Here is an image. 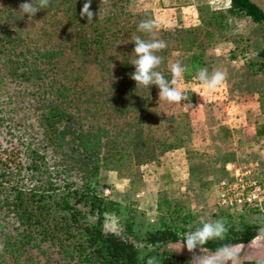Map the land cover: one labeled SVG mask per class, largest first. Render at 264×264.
I'll list each match as a JSON object with an SVG mask.
<instances>
[{
  "label": "trees",
  "instance_id": "obj_1",
  "mask_svg": "<svg viewBox=\"0 0 264 264\" xmlns=\"http://www.w3.org/2000/svg\"><path fill=\"white\" fill-rule=\"evenodd\" d=\"M22 2L0 0V264H146L153 256L159 264H191L166 245H183L179 234L196 229L187 228L193 217L178 219L175 204L165 198L156 202L163 225L144 234L142 248L129 240L134 220L127 219L125 237L103 225L105 215L123 213L99 194L103 172L139 174L174 150H184L188 160L195 152L189 113L181 106L165 113L158 87L137 89L130 78L131 37L149 39L137 26L154 19L153 12L137 10L136 0H91L94 17L88 22L80 16L85 0H53L29 20L18 12ZM197 11L198 26L155 32L167 42L156 53L162 57L157 70L167 80L178 55L193 68L183 83L199 84L195 67L209 70L206 52L219 42L230 16L264 24V11L251 0H229L226 11L202 5ZM259 59L264 71V44ZM188 97L185 103H192L194 94ZM219 130L230 131L224 125ZM261 210L264 202L246 212L216 210L228 233L209 241L207 251L251 242L259 229L244 217ZM172 220L177 222L171 227ZM241 264H264V258Z\"/></svg>",
  "mask_w": 264,
  "mask_h": 264
},
{
  "label": "rangeland",
  "instance_id": "obj_2",
  "mask_svg": "<svg viewBox=\"0 0 264 264\" xmlns=\"http://www.w3.org/2000/svg\"><path fill=\"white\" fill-rule=\"evenodd\" d=\"M251 1L264 11L263 0ZM155 3L156 0H136L135 8L152 11ZM197 3L215 11L229 8V0H197ZM230 43L237 49L230 50ZM263 44L264 24H256L244 15L228 18L222 37L216 46L208 49L206 56L211 64L209 73L221 70L227 74L221 88L226 91L233 107L221 102V97L217 100L209 98V94L205 96V92L197 94L199 105L191 109L182 107V102L177 105L161 101L162 110L167 114L176 113L180 106L189 113L191 147L195 152L190 154V160L185 154L179 158L175 156L177 159L165 155L159 165L143 166L139 174L134 171L103 172L98 185L99 194L109 190L106 198L123 208L120 215H105L103 225L106 231L125 237L124 225L127 219H132L134 237L129 240L142 248L144 234L163 225L162 217L156 211L158 198L175 204L178 219L184 215L193 217L187 228L194 226L197 229L205 222L215 221L218 218L214 204L215 185L225 174L226 161L238 166L257 163L264 182V71L258 68ZM175 62L182 63L178 55L170 61ZM234 108L239 109L238 116H235ZM223 125L230 131L219 130ZM173 160L177 163L174 166ZM89 220L95 218L89 217ZM176 222L172 220L169 225L172 227ZM244 223L256 225L258 229L264 227V210L246 213ZM251 242L241 244L245 247L239 264L264 258V239L257 245ZM182 248L179 242L166 245L168 251L188 263L193 255H200L199 250L193 254Z\"/></svg>",
  "mask_w": 264,
  "mask_h": 264
},
{
  "label": "clouds",
  "instance_id": "obj_3",
  "mask_svg": "<svg viewBox=\"0 0 264 264\" xmlns=\"http://www.w3.org/2000/svg\"><path fill=\"white\" fill-rule=\"evenodd\" d=\"M52 2L53 0H24L19 4L18 12L22 18L26 15L31 20L39 11L50 7ZM90 9L91 0H85L80 16L82 19L86 18L88 22L93 21L94 17ZM160 26V22L156 19H145L138 24L137 30L148 34L149 39H143L139 35L131 37L135 47L129 56L131 57L130 64L134 66L135 71L130 74V78L136 82L137 89L157 86L159 102L166 101L169 104L181 105L182 101H189L186 93L181 91V80L183 75L186 72H192L193 68L179 62L170 63L171 80L165 79L163 74L157 70L162 63V57L156 53L167 47L166 41L157 39L155 36ZM194 79L199 82L206 94H210L225 84L227 74L221 70H213L209 73L207 68L196 66ZM182 107L191 109L193 105L189 102L183 104ZM258 232L259 234L251 242L252 245H257L260 240L264 239V227H261ZM227 233L228 227L225 221L218 219L205 222L194 231L179 235L182 237L183 248H186L189 253L195 254L197 250L200 252V255H193L191 264H239L242 250L245 247L241 244H224L210 255L206 254L205 245L211 240L226 239ZM146 264H159V262L157 257L153 256L147 260Z\"/></svg>",
  "mask_w": 264,
  "mask_h": 264
},
{
  "label": "built area",
  "instance_id": "obj_4",
  "mask_svg": "<svg viewBox=\"0 0 264 264\" xmlns=\"http://www.w3.org/2000/svg\"><path fill=\"white\" fill-rule=\"evenodd\" d=\"M224 170V176L215 185L216 210L234 213L260 209L264 202V182L257 163L245 166L228 163ZM109 194V190L103 192L105 197Z\"/></svg>",
  "mask_w": 264,
  "mask_h": 264
},
{
  "label": "crops",
  "instance_id": "obj_5",
  "mask_svg": "<svg viewBox=\"0 0 264 264\" xmlns=\"http://www.w3.org/2000/svg\"><path fill=\"white\" fill-rule=\"evenodd\" d=\"M197 7V0H156L152 12L154 19L160 22L161 26L159 29H174L181 27L191 28L196 27L199 24ZM180 87L184 90L183 92H185L187 96H191V93L194 94V98L191 100L193 107L199 105L200 98L197 94L202 95V93H204L199 84L193 82L184 84L181 80ZM225 92L226 91H223L222 88H219L215 92L210 93L209 98H215L218 100L221 97L220 101L225 102L224 99L227 98V96H223V93ZM205 96H208V94L205 93ZM183 102L185 103V101ZM226 107L228 108L227 105ZM181 154L184 156V150L178 149L169 152L166 155L171 156L173 159H177L175 156H178L179 158ZM176 164L177 163L173 160L172 165L174 166Z\"/></svg>",
  "mask_w": 264,
  "mask_h": 264
}]
</instances>
